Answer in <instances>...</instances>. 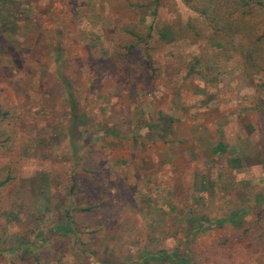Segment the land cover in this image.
I'll return each mask as SVG.
<instances>
[{"label":"rangeland","instance_id":"374dc122","mask_svg":"<svg viewBox=\"0 0 264 264\" xmlns=\"http://www.w3.org/2000/svg\"><path fill=\"white\" fill-rule=\"evenodd\" d=\"M198 15L0 0V264H264V70Z\"/></svg>","mask_w":264,"mask_h":264},{"label":"trees","instance_id":"16d2710c","mask_svg":"<svg viewBox=\"0 0 264 264\" xmlns=\"http://www.w3.org/2000/svg\"><path fill=\"white\" fill-rule=\"evenodd\" d=\"M191 8L195 10L199 15V18L192 20L196 23L197 27L210 28L214 32H217V37H225V51H233L238 47L239 53L242 57V61L245 63V68H242L243 73L247 77L256 75L264 70V26L258 25L256 16L263 14L264 1L261 0H186ZM232 7V9H230ZM202 18V19H200ZM192 22L187 26H180L179 32L181 34H187L192 31L195 25ZM196 28V27H195ZM221 34V35H220ZM192 35L196 36V32ZM238 38V41L234 40ZM135 48H127V54H132ZM205 59V58H204ZM202 61L201 67L204 70L211 71L212 65L210 59ZM247 64V65H246ZM201 76H206L203 73H199ZM260 89L262 86L259 87ZM255 103V110L261 120V124L264 128V99L257 97ZM2 183H0L1 185ZM88 210V209H87ZM230 220L233 223L238 221L234 220L235 213L230 214ZM225 219H218L209 223L207 228L215 225L223 224ZM204 228L200 224L199 227L191 230L190 235L196 234L200 229ZM52 231L67 234L72 231L69 224H59L53 227ZM171 256L175 259V262L185 263L186 257H179L177 251H173ZM151 257L142 260L147 262ZM141 262V263H142ZM139 264V263H138Z\"/></svg>","mask_w":264,"mask_h":264}]
</instances>
